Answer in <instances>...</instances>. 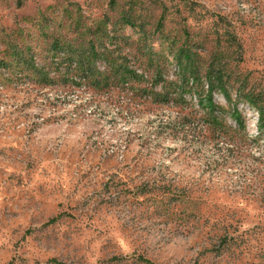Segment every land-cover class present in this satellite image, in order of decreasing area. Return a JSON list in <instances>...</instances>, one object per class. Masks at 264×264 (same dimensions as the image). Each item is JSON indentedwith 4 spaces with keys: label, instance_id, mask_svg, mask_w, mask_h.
<instances>
[{
    "label": "rangeland",
    "instance_id": "rangeland-1",
    "mask_svg": "<svg viewBox=\"0 0 264 264\" xmlns=\"http://www.w3.org/2000/svg\"><path fill=\"white\" fill-rule=\"evenodd\" d=\"M260 107L264 0H0V264H264Z\"/></svg>",
    "mask_w": 264,
    "mask_h": 264
},
{
    "label": "trees",
    "instance_id": "trees-1",
    "mask_svg": "<svg viewBox=\"0 0 264 264\" xmlns=\"http://www.w3.org/2000/svg\"><path fill=\"white\" fill-rule=\"evenodd\" d=\"M54 48L55 50L60 49V51H62V53H66L69 52V56L67 57L68 59L71 60V63L73 65V67H82L84 65L87 64L88 59H89V54L91 52V55L94 54L96 51L94 50L95 47H91L88 50H83V51H72V49L68 48H62L60 47L57 43H54ZM13 48L11 49V55H12V64H14L16 66V68L18 69V71L20 73H24L21 75H26L25 72L30 69L33 72H36L38 70V64L35 60L34 57V52L31 50V48H29L28 46L26 47L24 45L23 46H19L17 44H14L12 46ZM193 74H188V76H183L185 78L186 82H190V87H189V91L193 88L192 84L194 83V79H193ZM87 76H91V75H87ZM102 81H98V85L101 83ZM206 84H207V90H206V94L203 92L204 90H202L203 88L201 87V90L198 91L199 95L198 96L200 98H202V102L204 103L205 107H210L213 105L212 102V93L216 90L219 89V91L222 93V96L224 97L225 100L229 101V96L224 88V86H218L217 84L215 85V83L211 80V79H206ZM194 93V92H192ZM200 98L198 99V101H200ZM206 104V105H205ZM258 112V120H257V132H258V140H263L264 141V108H258L257 109ZM231 119H233L235 121V123L237 124L238 127H240L241 125V121H240V115L237 112V110H234V114H230ZM169 189V188H168ZM53 262L57 263V264H63L61 262H56L55 260H52ZM147 263L148 260H145ZM152 264V263H150Z\"/></svg>",
    "mask_w": 264,
    "mask_h": 264
}]
</instances>
